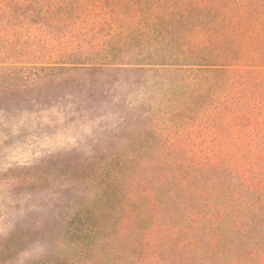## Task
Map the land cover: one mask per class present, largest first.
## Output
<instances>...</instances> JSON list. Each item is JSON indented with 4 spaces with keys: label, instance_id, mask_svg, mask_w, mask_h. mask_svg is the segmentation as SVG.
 <instances>
[{
    "label": "rangeland",
    "instance_id": "374dc122",
    "mask_svg": "<svg viewBox=\"0 0 264 264\" xmlns=\"http://www.w3.org/2000/svg\"><path fill=\"white\" fill-rule=\"evenodd\" d=\"M89 1L97 9L85 27L82 15L46 26L43 13L0 0V64L66 57L111 63L103 70L38 75L0 71V264H93L87 251L91 223L103 217L117 232L135 225L151 231L154 216L148 212L140 222L134 198L143 200L163 182L183 193L177 187L193 166L220 153L205 134L201 111L185 109L183 91L197 89L199 77L163 70L182 63L163 39L174 24L187 31L174 53H195L208 40L219 47L218 29L209 35L196 20L212 0ZM226 37L238 51L261 50L256 34ZM195 60L186 63L200 62ZM152 64L157 68L147 76L128 70ZM93 203L116 214L98 217ZM194 240L187 232L171 238L159 251V264L215 263L206 240L196 248L179 246Z\"/></svg>",
    "mask_w": 264,
    "mask_h": 264
},
{
    "label": "trees",
    "instance_id": "16d2710c",
    "mask_svg": "<svg viewBox=\"0 0 264 264\" xmlns=\"http://www.w3.org/2000/svg\"><path fill=\"white\" fill-rule=\"evenodd\" d=\"M17 3L32 14L46 15L43 18L46 26L65 25L82 15L83 25L88 27L90 12L96 8L89 5V0H17ZM227 8L236 12L223 14ZM196 20L198 28L209 35L213 28L218 29L219 47L208 40L195 53L189 49L174 53L175 42L183 40L187 32L174 24L163 39L171 46V54L177 55L175 61L182 63L165 67L163 62L153 64L162 65L164 71H189L199 77L198 83L195 82L197 89L187 87L183 91L187 96L185 109L191 113L201 111L205 134L217 141L220 153L215 160L206 159L195 165L191 158L194 172L177 187L183 193L163 182L152 193L145 194L143 200L134 198V207L141 209L140 222L148 212L154 216L151 231L135 225L127 232L119 226L117 232L116 224L103 217L91 223L87 251L93 255V264L94 261L159 264L162 252L159 251L167 247L171 238L185 232L195 240L179 246L193 244L192 248H196L199 241L206 240L216 253V262L206 264H264V0H212ZM241 32L260 36L261 50L246 53L228 42L226 35L235 37ZM67 58L31 65L14 61L0 64V71L38 75L43 71L64 73L83 67L93 70L111 67L109 62L97 64L85 58ZM196 58L200 62L186 63L197 61ZM153 64L150 68L136 66L128 70L147 76L157 68ZM182 194L189 198L188 204L180 201ZM143 205L145 209L141 208ZM92 214L114 216L116 212L93 203ZM82 256L84 252L79 254ZM189 264H199V260L191 259Z\"/></svg>",
    "mask_w": 264,
    "mask_h": 264
}]
</instances>
